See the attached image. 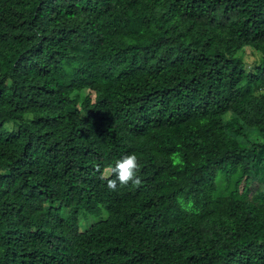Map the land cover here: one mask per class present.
<instances>
[{
  "label": "trees",
  "instance_id": "trees-1",
  "mask_svg": "<svg viewBox=\"0 0 264 264\" xmlns=\"http://www.w3.org/2000/svg\"><path fill=\"white\" fill-rule=\"evenodd\" d=\"M261 89L264 0H0V264H264Z\"/></svg>",
  "mask_w": 264,
  "mask_h": 264
},
{
  "label": "clouds",
  "instance_id": "clouds-1",
  "mask_svg": "<svg viewBox=\"0 0 264 264\" xmlns=\"http://www.w3.org/2000/svg\"><path fill=\"white\" fill-rule=\"evenodd\" d=\"M139 166L138 157L134 153L126 154L118 159L114 166L105 168L101 179H106L109 189L113 191L117 189V182L121 187L127 186L130 182L139 186L142 183L137 175Z\"/></svg>",
  "mask_w": 264,
  "mask_h": 264
},
{
  "label": "rangeland",
  "instance_id": "rangeland-1",
  "mask_svg": "<svg viewBox=\"0 0 264 264\" xmlns=\"http://www.w3.org/2000/svg\"><path fill=\"white\" fill-rule=\"evenodd\" d=\"M262 58V55L255 51L254 49H252L251 47H248L245 49L244 51V61L246 63V68L248 70H252L255 71L256 66L260 63ZM258 92H264V89L258 90ZM254 190V189H253ZM264 191V180H262L259 183V187L258 189L251 195V197L255 200H258V196L260 193H262ZM258 202H260V200H258ZM94 222V218H88V219H83L81 222V229L85 230L87 229L89 226H91V224Z\"/></svg>",
  "mask_w": 264,
  "mask_h": 264
}]
</instances>
